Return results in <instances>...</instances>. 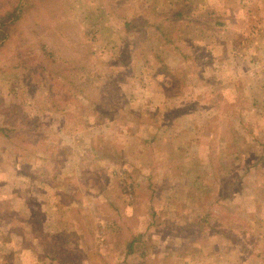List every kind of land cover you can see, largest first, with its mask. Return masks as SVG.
<instances>
[{"label":"rangeland","instance_id":"obj_1","mask_svg":"<svg viewBox=\"0 0 264 264\" xmlns=\"http://www.w3.org/2000/svg\"><path fill=\"white\" fill-rule=\"evenodd\" d=\"M259 5L0 0V264H264Z\"/></svg>","mask_w":264,"mask_h":264},{"label":"trees","instance_id":"obj_2","mask_svg":"<svg viewBox=\"0 0 264 264\" xmlns=\"http://www.w3.org/2000/svg\"><path fill=\"white\" fill-rule=\"evenodd\" d=\"M20 7L18 6H13L12 8H8L7 10H5L4 12H2L0 14V42L5 39V37L8 35L9 31H8V26L12 23H14L19 15H20ZM186 15L180 11L177 10L171 17V22L169 19V24L167 25V29L170 32L169 37H168V41H173V36H175V32H173V30L175 29L174 27H176L175 25H178V20L182 17H185ZM173 35V36H172ZM145 51H148V48L145 49ZM56 109H58L56 107ZM263 147V151H264V145ZM128 252L133 251V240H130L128 242V248H127Z\"/></svg>","mask_w":264,"mask_h":264},{"label":"crops","instance_id":"obj_3","mask_svg":"<svg viewBox=\"0 0 264 264\" xmlns=\"http://www.w3.org/2000/svg\"><path fill=\"white\" fill-rule=\"evenodd\" d=\"M254 1H255V0H253V2H254ZM251 3H252V2H249V4H251ZM263 6H264V5H263ZM263 6H260V5H259V7H263ZM255 8H257V7H255ZM263 8H264V7H263ZM262 12H263V11H262ZM263 13H264V12H263Z\"/></svg>","mask_w":264,"mask_h":264}]
</instances>
